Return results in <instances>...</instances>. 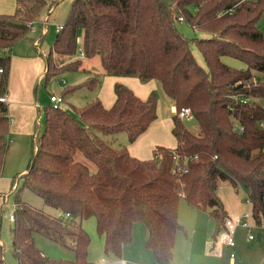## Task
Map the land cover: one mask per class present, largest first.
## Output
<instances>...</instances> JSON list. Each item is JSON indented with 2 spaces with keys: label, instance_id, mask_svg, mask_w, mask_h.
Returning a JSON list of instances; mask_svg holds the SVG:
<instances>
[{
  "label": "trees",
  "instance_id": "obj_1",
  "mask_svg": "<svg viewBox=\"0 0 264 264\" xmlns=\"http://www.w3.org/2000/svg\"><path fill=\"white\" fill-rule=\"evenodd\" d=\"M59 1L16 0L11 12L0 13V96L8 91L11 48L45 8L49 11ZM263 13L264 0H72L49 50L40 52L44 32L35 41L45 59V79L65 71L88 73L81 83L62 89L63 102L81 86H98L99 76L85 65L92 58L107 75L158 79L175 106L171 132L176 144H157L150 158L140 159L106 138L122 132L128 142L136 140L157 117L154 90L141 98L116 81L109 107L98 97L73 107L75 113L45 104L44 126L31 136L26 169L15 174L10 185L16 191L13 183L21 179L11 227L18 264H94L87 258L90 235L81 226L89 217L103 236L106 254L120 257L123 244L132 240L133 223L141 221L148 232L145 247L157 261L170 262L176 232L184 229L178 221L179 198L207 212L215 223V238L228 217L218 194L222 181L247 189L252 220L262 225L264 128L258 122L264 120V106L257 99L264 98ZM179 17L204 36L186 37L177 28ZM182 108L190 110L197 132L178 116ZM239 125L242 130L234 129ZM8 132V104L0 101V175ZM77 152L94 164V171L75 158ZM175 154L187 171H176ZM24 189L55 213L22 200ZM66 213L78 218L75 230L64 219ZM1 214L0 264H6ZM34 231L63 246L74 236V258L43 254Z\"/></svg>",
  "mask_w": 264,
  "mask_h": 264
},
{
  "label": "rangeland",
  "instance_id": "obj_2",
  "mask_svg": "<svg viewBox=\"0 0 264 264\" xmlns=\"http://www.w3.org/2000/svg\"><path fill=\"white\" fill-rule=\"evenodd\" d=\"M7 2V0H3ZM72 0H60L56 5L52 7V10L47 14V9L45 8L41 14L38 16L39 21H34L30 26L29 31L19 38L12 47L11 53L16 55L27 54L32 50L34 51L33 40L36 39L40 32H44L43 40H42V48L46 49V52L49 50L50 45L53 42L54 35L58 28V25L63 23L67 11L70 7ZM3 3V2H1ZM9 4V3H8ZM4 10H9V7L2 6ZM45 17L46 20H43ZM177 28L188 38H192L195 36H204V33H201L194 28H192L189 24L183 21L182 17L178 18ZM181 19V20H180ZM46 21V22H43ZM260 28L264 32V13L260 19ZM191 49L194 52L197 60L204 65V61L198 51V49L191 45ZM226 62L235 61L237 65L242 66V62L224 57ZM87 67L92 69V73L97 74L99 76V84L100 87L95 89H88L84 86H81L74 91H72L66 98V100L60 103L62 107L70 110L75 113L73 107H79L85 104L87 101L94 99L96 97V93L98 88H101V85L105 83V80L109 76H116L119 82H123L129 85L133 90H138L136 84L146 85V87H150V91L154 90L157 94V117L155 127L151 130L150 135L153 139L157 140V142H167L166 144L176 143L174 135L171 133L170 126L172 129L173 121L171 120V109L173 99L168 96L158 79H150L146 81H141L137 76H126V75H107L102 73V67L99 64L97 58H92L86 61L85 64ZM254 75V79L259 78V74L255 71L252 72ZM87 72L82 70L77 71H65L62 74L54 75L49 79H45L42 75L35 82L34 87L32 88L33 95H39L40 97V107L41 113L39 114V108L37 105L34 108L35 111V120L37 124L40 123V130L42 131L44 126L43 112L42 108L45 102H49V96L52 92L55 94L61 95L62 89H64L67 85H74L81 83L86 77ZM106 76V77H105ZM120 78V79H118ZM136 83V84H135ZM98 84V85H99ZM138 92V91H137ZM35 96V95H34ZM63 99V98H62ZM257 101L264 106V98H258ZM155 120V119H154ZM184 124L193 132L198 131V126L196 121L192 118V116H188L186 118H182ZM264 121V120H262ZM153 122V121H152ZM151 124V123H150ZM106 138L110 141L111 145L114 147H122L128 143V139L125 133H117L112 136H106ZM30 136L28 135H20L13 142L9 143V147L6 150L4 166L0 175V211L1 214V241L4 248V261L6 264H18L16 257L13 254V246H12V234L11 227L13 225V219L9 218V215L14 210V195L16 191L19 189L21 185V179L19 180V186L15 190L7 191L10 187L11 180L15 174L23 172L26 168V164L28 158L30 156ZM8 144V143H7ZM165 144V143H159ZM144 155H151V149L143 150ZM75 158L84 162L90 169V171L95 170V166L93 163L88 161L80 152L75 154ZM150 158V157H149ZM16 180L15 182H17ZM13 183V185L15 184ZM15 191V192H14ZM5 193V194H4ZM7 193V194H6ZM218 194L225 206L230 207L236 211H247L250 209V204L246 200L248 198V191L243 185H238L236 188L232 187L227 181H222L218 187ZM22 200L28 202L30 205L40 208L45 212L55 213V209L44 205L41 198L36 196L34 193L28 190H22L20 194ZM180 208V219L184 220L183 213L189 214V218H194L200 216L206 222L208 220V214L206 211L198 209L192 205H190L183 197L179 198L178 209ZM179 212V211H178ZM14 217V212H13ZM64 219L69 222L70 226L75 230L78 226V218L73 216H65ZM93 218L85 219L83 226L90 230L92 237L91 249L96 247L97 241L99 240V235L94 232L93 227L91 229V225L89 224ZM90 220V221H89ZM179 220V219H178ZM25 222V220H24ZM180 222V221H179ZM31 226V223H27ZM138 224L136 223L134 226L135 235L134 240L138 243L141 240L139 235L140 231L138 230ZM95 229V228H94ZM260 231L262 232V239L257 241L256 238L250 241H247L245 238V232H240L237 235L236 246L234 247L235 258L229 256L228 251H224L221 256L216 258L214 264H264V222L257 229L255 228L254 232ZM34 240L37 246L46 253V255L50 257H61L66 259L74 258L73 247L75 244L74 236L68 239L69 246H63L56 241L46 237L38 231H34ZM133 236V233H132ZM133 243V242H132ZM104 252V251H103ZM239 259V260H237ZM99 259L94 261V264L98 263Z\"/></svg>",
  "mask_w": 264,
  "mask_h": 264
},
{
  "label": "crops",
  "instance_id": "obj_3",
  "mask_svg": "<svg viewBox=\"0 0 264 264\" xmlns=\"http://www.w3.org/2000/svg\"><path fill=\"white\" fill-rule=\"evenodd\" d=\"M9 5L11 7L9 8V10H4V8H2V6L9 7ZM16 5H17L16 0H7V2L0 0V13L11 12L15 8ZM50 10H52V8ZM50 10L47 11V14L50 12ZM46 18L47 17H45L43 20H46ZM35 20L39 21L38 17ZM43 22H46V21H43ZM41 33H43V31L40 32V34ZM36 39L33 40L34 49H35L34 51L32 50L30 53L21 54V55H16V54L11 53V66H10V73H9V80H8V91L6 94L7 104H8V117H9V132H8V137H7V143H8L7 148L9 147V143L13 142L20 135L29 134L30 140H31V136L36 131V129L38 128L40 131V128H41L40 123L37 124L35 117H34L35 116L34 108L36 107L35 105H37L39 108V114L41 113L40 98H39L40 96L36 95L35 93H34L35 95L34 96L33 93L31 92H32V88L34 87L33 85H35V82L39 79L40 76L44 74L46 65H45L44 57L36 49V46H35ZM41 51H43V53L44 52L46 53V49L42 48V46H41L40 52ZM228 63L233 66L244 67L243 63H242V66L239 64L237 65L235 61L234 62L231 61V63L230 62ZM116 81L119 82L116 76H109L106 78L105 83L101 85V88L100 89L98 88L96 97L101 99L105 107H109L115 99V94L113 92V84ZM149 81H146V82H149ZM97 87H100V84ZM136 87L138 88L137 90L138 92L136 90H133V88L131 87L130 88L135 92V94H137L141 98H145L150 93L151 88L146 87V85L144 86L141 84H138V85L136 84ZM53 93L54 92H52L51 94ZM48 103H50V101L45 102V104H48ZM45 104L43 105V108ZM157 106H158V103H157ZM171 106H172L171 112L173 115L175 111V106L173 105V103ZM43 108H42V112H43ZM155 121H156V118L155 120H153V122H151L148 128L136 138V140H134L133 142H128L125 145L131 155L138 157L140 159H147L151 157L152 154L151 155L142 154L144 149L145 150L151 149V153H152V149L154 148V146L159 143H165L163 145H166L169 147L175 146L176 143L166 144L167 142H165L164 140L163 142H157V140L152 138V136L150 135V132L156 125V123H154ZM258 125L264 128V121H259ZM170 130H171V126H170ZM18 186H19V180L15 182L13 187L17 188ZM7 191H10V187ZM246 200L248 201V198H246ZM224 208L226 210L228 217L239 215L242 212H245V211L238 212L225 205H224ZM178 211H179L178 221H180V224L183 225L184 229L183 230L180 229L176 232L175 241L173 245L172 259L170 262L157 261L154 258L153 254L151 253V251H149L145 247L144 243H145V239L147 237L148 232H147V228L145 224L141 221H137L133 223L132 240L130 243L123 244L120 257H115L112 254H106L105 252H103L104 239H103V236L99 235V240L97 241V245L93 249H91L92 237H90L91 241L88 247L87 258L93 263L94 261H96V259H99L98 261L99 263L100 261L104 259L120 258L124 260L126 264H129V263L214 264L216 258L221 256V254L224 251H228L229 256H230L231 251L235 253L234 247L236 246V243L233 247L230 248V247L222 245L217 240V237L214 238L213 233L215 230V223L209 218V216L207 217L209 221L206 222L200 216L189 218V214L191 212H188L187 214L183 213L184 220H181L180 219V208L178 209ZM89 218H93L91 221L89 220L90 221L89 224L91 225V229L93 227V230L95 232V229H94L95 219L94 217H89ZM84 222H87V221H85L84 219L81 222V226L90 235L91 234L90 230H88L85 227V225L83 226ZM136 223L138 224L137 228L140 231L139 235L141 237V240L138 243H136V241L134 240V235H135V230H136V229L134 230V226ZM259 227L260 226L256 228L258 229ZM241 231L245 232V238L247 241L253 240V239L248 238V231L242 227L237 228L236 234H235V240L237 239V235H239L238 233H240ZM257 232L258 231L256 230L254 239L256 238V240L259 241L262 239V232L259 231L260 232L259 237H257ZM42 252L43 254H46L44 251Z\"/></svg>",
  "mask_w": 264,
  "mask_h": 264
},
{
  "label": "built area",
  "instance_id": "obj_4",
  "mask_svg": "<svg viewBox=\"0 0 264 264\" xmlns=\"http://www.w3.org/2000/svg\"><path fill=\"white\" fill-rule=\"evenodd\" d=\"M82 54H83L82 51H80V55H82ZM241 100L245 101V99H241ZM0 101L7 102L6 95L0 96ZM49 101L52 105L56 106V105H60V103L63 101V99H62L61 95L53 93L49 96ZM178 116L180 118H186V117L190 116V110L188 108H182L179 111ZM234 129L242 130V126H240V125L234 126ZM262 150L264 151V147L262 148ZM174 159H175V163L177 165V168H176L177 172L181 173V172L187 171V168L185 165L184 166L179 165L180 162L178 161L179 157L177 154L174 155ZM65 216H69V214L66 213ZM9 218L13 219V212L10 213ZM239 227L245 228L248 231V238L249 239H254V237H255L254 230L258 226H256L253 223L251 213L249 210L242 212L239 215L226 217L224 220L223 226L217 232V236H216L217 240L224 246H227L230 248L233 247L236 243V240H235L236 230ZM230 256L232 258H234L235 253L233 251H231ZM99 264H126V262L120 258H110V259H104V260L100 261Z\"/></svg>",
  "mask_w": 264,
  "mask_h": 264
},
{
  "label": "water",
  "instance_id": "obj_5",
  "mask_svg": "<svg viewBox=\"0 0 264 264\" xmlns=\"http://www.w3.org/2000/svg\"><path fill=\"white\" fill-rule=\"evenodd\" d=\"M259 235H260V232L258 231V232H257V237H259Z\"/></svg>",
  "mask_w": 264,
  "mask_h": 264
}]
</instances>
